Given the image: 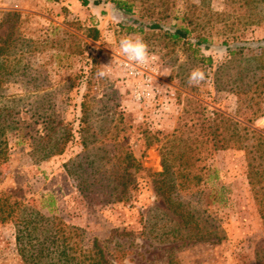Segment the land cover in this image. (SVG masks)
<instances>
[{
  "label": "rangeland",
  "instance_id": "374dc122",
  "mask_svg": "<svg viewBox=\"0 0 264 264\" xmlns=\"http://www.w3.org/2000/svg\"><path fill=\"white\" fill-rule=\"evenodd\" d=\"M127 1L131 13L111 0H0L6 50L0 108L12 122L0 161V196L80 229L84 245L96 241L113 264H257L264 225L246 177L245 150L211 151L204 140L214 112L264 135V20L248 25L246 9L231 0ZM150 23L162 27L151 29ZM185 25L189 36H205L209 46L169 38L167 30ZM136 34L150 53L144 65L129 62L119 47L123 37ZM234 44L241 49L232 54ZM197 68L204 79L193 85L189 74ZM99 71L107 75L101 78ZM58 120L70 140L62 154L40 159L37 139ZM84 132L93 152L105 157L102 163L124 177V189L101 185L113 175L93 181L100 174L91 175L89 167L80 170L81 178L89 175L82 191L68 174L65 164L84 153ZM162 152H169L173 170L186 167L201 177L199 184L177 186L171 200L194 214L204 236L210 228L217 237L196 239L197 229L184 226L156 192ZM179 152L191 161L176 159ZM125 153L135 159L126 174ZM0 264H24L12 220H0Z\"/></svg>",
  "mask_w": 264,
  "mask_h": 264
},
{
  "label": "trees",
  "instance_id": "16d2710c",
  "mask_svg": "<svg viewBox=\"0 0 264 264\" xmlns=\"http://www.w3.org/2000/svg\"><path fill=\"white\" fill-rule=\"evenodd\" d=\"M79 1L82 5H88L90 3L98 5L103 0ZM111 1L118 10L124 13L132 12L131 4L127 0ZM200 1L201 5H203L207 4L206 2L209 0ZM231 2L238 3V8L246 9V14L243 15H245V23L248 25L259 24L264 20V0H231ZM191 6L194 9L200 8L192 4ZM216 14L222 15L221 13H215L214 15ZM183 19H186L185 16ZM190 22L191 20H188V23ZM148 27L156 29L162 26L159 23H150ZM92 31L93 36L91 37L93 39L97 38L98 31L96 29ZM167 32L170 39L174 41L184 40V43L197 48L202 45L207 47L210 44V40L205 36H189L191 30L187 25L176 26L173 30H167ZM2 42H6V39L2 40ZM223 43L226 44L227 41L224 40ZM229 49L230 53L233 54L236 50H240L241 46L234 44L233 49L228 47ZM5 52L6 50L0 44V59ZM208 62H211V58H208ZM218 85L221 86V84ZM8 112L5 107L0 108V161L6 158L7 155V140L5 135L12 123L8 121V115L10 114ZM81 112L80 132L83 133L87 128H85V125H87V107L85 102L81 104ZM213 114L214 117L205 128L206 135L204 141L209 145V150L211 151L227 148L245 150L246 177L250 189L254 194L256 204L260 207L261 219L264 225V135L246 126L240 127L237 122L221 112H214ZM46 125L48 129L42 136L38 137L36 143L38 146L37 149L40 151L34 150V153L40 159L62 154L71 137L68 127L64 128L61 120L48 122ZM85 133L81 137L84 153L77 155L65 164L68 174L75 176L79 182V189L82 191L86 190L83 183L89 179V175L81 178L80 170H86L89 167L91 169V175L100 174L99 177L97 176L98 178H92L94 179L93 181L97 180L100 182L104 178H110L113 175L108 185H101L108 187L112 184V192L119 187L124 189L126 184H124L125 182H121V179L124 177H118L117 169L111 166L106 167V164L102 163L105 157L100 156L98 151L93 152L91 140ZM168 154L169 152H162V171L154 173V176H156L154 178L156 192L165 198L168 206L178 215L184 226L189 225L191 231L197 229L196 239L202 240L217 237L215 230H211L210 228L204 229L206 232L204 236L194 214L181 208V203L171 200L177 186H183L186 183L199 184L201 177L197 174H191V172L186 170V167L173 170L172 164L169 162ZM113 157L116 158V156ZM175 158L191 161L192 156L186 152H179L175 155ZM83 159L87 163L86 167L82 163ZM124 160L126 164L123 170L126 174V170L129 167H134L135 159L130 153H125ZM177 179L184 181L176 182ZM91 184L96 183L92 182ZM53 204L54 201L51 200L48 205L51 207ZM0 220H12L14 222L17 251L24 264H113V259L110 260L107 257V253L96 241L90 247L85 246L82 242L80 229L66 226L56 215L47 216L31 206H26L17 201L11 203L8 201V197L0 196ZM116 255L114 258L117 257ZM256 261L257 264H264L263 246L256 250Z\"/></svg>",
  "mask_w": 264,
  "mask_h": 264
},
{
  "label": "clouds",
  "instance_id": "9594fccd",
  "mask_svg": "<svg viewBox=\"0 0 264 264\" xmlns=\"http://www.w3.org/2000/svg\"><path fill=\"white\" fill-rule=\"evenodd\" d=\"M121 53L126 59L134 64L144 65L148 62L150 53L143 37L139 34L123 37L119 41ZM106 71H99L98 76L104 78ZM204 79V73L200 69H194L189 74V83L198 85Z\"/></svg>",
  "mask_w": 264,
  "mask_h": 264
}]
</instances>
